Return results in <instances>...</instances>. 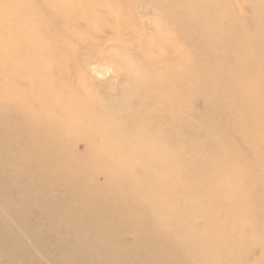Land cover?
Returning a JSON list of instances; mask_svg holds the SVG:
<instances>
[{
	"label": "bare ground",
	"instance_id": "obj_1",
	"mask_svg": "<svg viewBox=\"0 0 264 264\" xmlns=\"http://www.w3.org/2000/svg\"><path fill=\"white\" fill-rule=\"evenodd\" d=\"M241 3L0 0V200L62 187L63 263L264 264V0ZM100 29L126 55L97 86L69 65ZM8 229V264L44 251Z\"/></svg>",
	"mask_w": 264,
	"mask_h": 264
},
{
	"label": "rangeland",
	"instance_id": "obj_2",
	"mask_svg": "<svg viewBox=\"0 0 264 264\" xmlns=\"http://www.w3.org/2000/svg\"><path fill=\"white\" fill-rule=\"evenodd\" d=\"M231 1L235 7L239 6L241 3V0ZM148 6L150 9H147L150 11V13L152 12L153 14L154 10H151L150 5ZM142 9L144 8L142 7ZM136 10H138V8ZM239 12L242 13L243 16H248L250 13L248 9L243 8V6L242 11ZM143 13H145L144 10ZM81 30H83L82 27L77 28V31ZM88 37V39L83 40L77 45V49L75 52L76 57L73 60V64L71 63L69 65L70 69L77 72V69H79V65H81V72H85V74L89 72L91 75H93L94 72L90 70V67H92L93 69L100 67V69L103 71L102 73L94 74L96 76L93 77L94 84H96L97 86H101L106 82H116L117 71L115 69L117 68L114 66V63L116 64V62L113 60H117L118 62L125 57L126 48H124V43H122V40L120 38L107 36V30L105 29H100L96 32L89 33ZM140 63L135 62L134 64L139 65ZM190 101L194 109L201 110V103L199 102L197 97L192 96L190 98ZM77 148H83L80 142L77 143ZM8 179L9 172L6 173L1 168L0 164V180L5 183L6 188ZM8 189L10 190L11 187L9 186ZM16 191L17 190L11 191L12 196L17 195ZM40 192L41 190L38 193L40 194ZM44 192L45 193L43 195H40L41 197H38L39 194H37L34 190H23L22 195H25V197H22L24 198L22 200L24 202L14 205L15 214H11V211L14 209L13 207L4 208L2 206L3 201L2 199L0 200V207L3 209L0 210V231L4 226L9 227L8 235L11 237H16L14 240H17L18 243H31L32 238L29 237V234L27 232H34V235L38 240L44 239V243H46L44 251H39L37 249L34 250V256L37 259L33 260L28 252L15 251L13 254L14 261L9 264H19L22 262H28L30 264H53L51 262L52 260L58 261V264H67L63 263L60 257L63 244L61 240L59 241V235L56 234L57 231L54 229L57 225V218H72L73 216V213H70L72 209L69 207L67 209V205L69 204V196L62 187L46 188ZM60 204L64 206H60ZM80 218L86 217L80 216ZM91 231L92 230H88V233H90ZM59 232L65 237L63 230H60ZM1 241L2 239L0 235V244ZM4 254L5 255L0 253V264H8L7 255L5 252ZM40 261H42V263H39Z\"/></svg>",
	"mask_w": 264,
	"mask_h": 264
}]
</instances>
